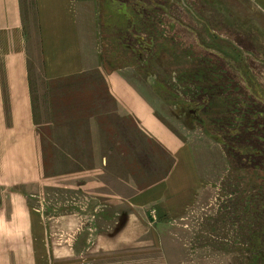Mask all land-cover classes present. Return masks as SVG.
Returning a JSON list of instances; mask_svg holds the SVG:
<instances>
[{"label":"rangeland","instance_id":"obj_1","mask_svg":"<svg viewBox=\"0 0 264 264\" xmlns=\"http://www.w3.org/2000/svg\"><path fill=\"white\" fill-rule=\"evenodd\" d=\"M112 14L107 45L96 44L102 59L131 62L129 74L190 144L197 198L175 216L120 202L164 179L171 155L108 102L97 133L79 108L55 122L42 104L43 163L18 167L33 181H0V220L17 221L18 236L26 222L36 227L12 264H264V12L254 0H114ZM100 78L55 82L53 93L88 105V89L105 92Z\"/></svg>","mask_w":264,"mask_h":264},{"label":"crops","instance_id":"obj_2","mask_svg":"<svg viewBox=\"0 0 264 264\" xmlns=\"http://www.w3.org/2000/svg\"><path fill=\"white\" fill-rule=\"evenodd\" d=\"M113 1L0 0V181H33L29 176H17L18 167L43 163L39 129L47 125L48 120L39 123L36 118L42 104L48 110L45 115L55 122L62 108L75 112L79 108L80 122L89 119L92 132L97 133V121L102 120L108 102L110 112L114 105L119 114L134 118L141 131L159 143L173 159L164 179L137 190L132 196L117 197L135 208L152 207L162 216H175L192 207L202 178L190 144L158 113L144 92V81L129 74L132 63L121 59L112 63L109 59V65L102 59L103 49H98L96 44L107 45L103 38L113 29ZM254 2L264 12V0ZM88 13L92 14V29L82 25V18L87 19L83 14ZM92 36L96 39L92 38L90 49ZM89 73L101 77L105 92L88 89L86 97L91 100L88 105L82 102L79 106L70 105V93H66L60 103V88L56 89L57 94L53 93L52 83L68 84ZM102 163L107 165L108 158L98 161ZM105 196L114 197L112 194ZM17 225V221L0 220V264H12L17 246L30 245L34 241L31 238L36 227L32 222L23 224L25 231L21 236L16 234ZM44 235L48 242V233ZM99 241L107 243L105 237ZM112 257L113 261L122 259L121 256ZM127 259L125 256L124 260Z\"/></svg>","mask_w":264,"mask_h":264}]
</instances>
